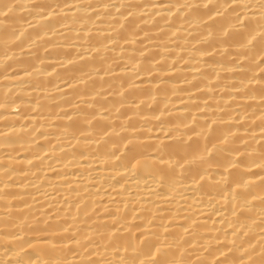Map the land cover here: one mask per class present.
I'll use <instances>...</instances> for the list:
<instances>
[{
  "label": "bare ground",
  "instance_id": "1",
  "mask_svg": "<svg viewBox=\"0 0 264 264\" xmlns=\"http://www.w3.org/2000/svg\"><path fill=\"white\" fill-rule=\"evenodd\" d=\"M0 264H264V0H0Z\"/></svg>",
  "mask_w": 264,
  "mask_h": 264
}]
</instances>
